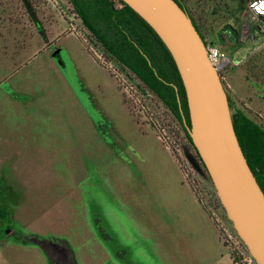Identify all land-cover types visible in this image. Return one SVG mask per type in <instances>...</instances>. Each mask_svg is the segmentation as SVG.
Instances as JSON below:
<instances>
[{"label":"rangeland","instance_id":"rangeland-1","mask_svg":"<svg viewBox=\"0 0 264 264\" xmlns=\"http://www.w3.org/2000/svg\"><path fill=\"white\" fill-rule=\"evenodd\" d=\"M182 1L231 58L220 73L232 102L264 125L250 0ZM186 151L182 127L69 0H0V264H243Z\"/></svg>","mask_w":264,"mask_h":264},{"label":"water","instance_id":"water-1","mask_svg":"<svg viewBox=\"0 0 264 264\" xmlns=\"http://www.w3.org/2000/svg\"><path fill=\"white\" fill-rule=\"evenodd\" d=\"M124 2L171 52L186 90L191 120L186 126L192 141L235 231L257 264H264V191L238 139L228 93L205 40L176 0Z\"/></svg>","mask_w":264,"mask_h":264},{"label":"trees","instance_id":"trees-1","mask_svg":"<svg viewBox=\"0 0 264 264\" xmlns=\"http://www.w3.org/2000/svg\"><path fill=\"white\" fill-rule=\"evenodd\" d=\"M176 1L183 7L181 0ZM69 2L102 52L114 59L124 70H129L162 102L170 117L182 127L187 140L200 158L186 126L191 124V120L181 75L171 52L152 26L124 0ZM188 14L208 44L202 26L191 12ZM236 36L240 37L238 31ZM228 97L238 139L264 191V125L245 108L236 106L229 93Z\"/></svg>","mask_w":264,"mask_h":264},{"label":"built area","instance_id":"built-area-1","mask_svg":"<svg viewBox=\"0 0 264 264\" xmlns=\"http://www.w3.org/2000/svg\"><path fill=\"white\" fill-rule=\"evenodd\" d=\"M248 10L250 11V14L252 15L254 21L257 24L256 32L263 34L264 33V0H250L248 2ZM247 27L248 30H251V27L249 26ZM207 50L212 63L219 69V71L224 69L231 62V58L216 45L211 43L208 44ZM236 236L244 245V247H246V245L243 243V241L238 236V234ZM230 237H232L231 234ZM242 261L243 264H257L255 259L250 255L249 252L244 256Z\"/></svg>","mask_w":264,"mask_h":264},{"label":"flooded vegetation","instance_id":"flooded-vegetation-1","mask_svg":"<svg viewBox=\"0 0 264 264\" xmlns=\"http://www.w3.org/2000/svg\"><path fill=\"white\" fill-rule=\"evenodd\" d=\"M181 3H182V5H183V7L186 9V11L188 12V13H190V11L188 10V8L186 7V5L184 4V2L181 0ZM219 72H221V71H219ZM220 75H221V73H220ZM221 77H222V75H221ZM167 110V109H166ZM168 111V110H167ZM169 113V112H168ZM185 134V133H184ZM186 153H188V154H190V156H191V158H189V160H190V162H191V164H192V166L195 168V166H194V164L193 163H196L197 164V166H198V168H196V170H197V172L199 173V174H204V175H207V170H206V168H205V166H204V163H203V161H202V159H200L199 158V156L197 155V153H196V151H195V153H193V154H191L189 151H186Z\"/></svg>","mask_w":264,"mask_h":264}]
</instances>
